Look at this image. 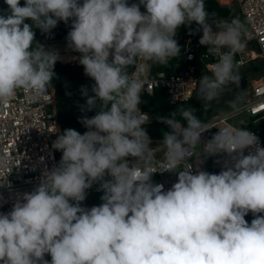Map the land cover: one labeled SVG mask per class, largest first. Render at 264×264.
Segmentation results:
<instances>
[{
	"label": "clouds",
	"instance_id": "1",
	"mask_svg": "<svg viewBox=\"0 0 264 264\" xmlns=\"http://www.w3.org/2000/svg\"><path fill=\"white\" fill-rule=\"evenodd\" d=\"M4 3L0 104L20 90L32 98L49 93L59 54L36 42L34 29L50 33L59 21L71 20L70 47L82 54L79 63L95 81L82 111L96 114L80 120L87 129L83 134L66 129L57 137L52 147L62 152L59 164L10 212L0 213V264H49L46 254L50 264H264V147L258 137L224 126L201 147L209 128L195 108L179 110L186 127L177 112L158 117L170 128L160 142L167 164L160 170L177 173V182L165 191L151 180L157 148L150 147L142 127L148 117L140 110L141 75L180 54L174 37L193 22L202 32L199 43L220 54L211 75L198 82L203 108L229 85L239 86L235 55L245 47L244 23L238 18L210 23L205 0ZM82 92L87 95L86 88ZM238 103L239 98L230 106ZM197 148L199 157H223L219 173L193 172L184 164ZM94 184L103 192L102 203L83 207ZM0 185L11 188L6 176Z\"/></svg>",
	"mask_w": 264,
	"mask_h": 264
},
{
	"label": "built area",
	"instance_id": "2",
	"mask_svg": "<svg viewBox=\"0 0 264 264\" xmlns=\"http://www.w3.org/2000/svg\"><path fill=\"white\" fill-rule=\"evenodd\" d=\"M229 2L238 3L246 28L242 37L245 47L235 55L238 69L256 64L259 60L264 61V0ZM129 3H138V0H129ZM174 38L180 46V54L170 60L167 66L152 65L146 74L141 75L145 88L140 110L148 117V122L142 126L146 132L152 121L150 112L144 108L146 96L152 95L157 89H163L172 104L189 101L198 89V82L203 76L202 69L211 75L212 66L219 60V53H208L207 46L199 43L201 35L185 36L177 30ZM133 71L134 69L129 73ZM57 104L53 86L43 97L32 98L28 92L20 90L10 102L0 104V177L6 176L7 181L11 182V188L0 185V213L10 212L18 199L22 202L24 193H30L39 186L45 171L57 166L58 151L52 147L53 142L62 134ZM251 119L264 122V75L249 82L247 98L240 106L225 113L215 112L204 122L209 131L202 134L201 147L218 129L224 126L241 129L240 124L249 123ZM54 126L57 129L55 132ZM254 134L258 137L260 146L264 147L261 136L255 132ZM150 139V147L157 148L151 180L154 184H163L167 191L177 182V173L160 170L167 167L164 160L165 149L160 144L163 138ZM200 152L201 149L197 148L184 164H191L193 172L199 168L209 173H219L222 168L219 158L204 155L199 157ZM248 152L249 149H245V155ZM41 157L44 158L43 161ZM129 162L134 163L135 158L130 157ZM248 222L250 224L251 220ZM48 261L50 264V255Z\"/></svg>",
	"mask_w": 264,
	"mask_h": 264
},
{
	"label": "trees",
	"instance_id": "3",
	"mask_svg": "<svg viewBox=\"0 0 264 264\" xmlns=\"http://www.w3.org/2000/svg\"><path fill=\"white\" fill-rule=\"evenodd\" d=\"M24 0H21V6H23ZM206 10L209 12V22L212 23L214 20L226 19L232 20L238 18L237 11L231 6H224L218 0H205ZM7 5L4 3V0H0V10H6ZM143 11L145 9L143 8ZM241 13V12H240ZM212 14H215L214 16ZM241 18L242 14H241ZM244 21V20H243ZM66 24L65 22H62ZM245 25V23H244ZM197 25L193 22L191 25L181 26L178 31L185 35H202V32L196 31ZM249 67L254 72H261V75H264V61L259 60L256 64H252ZM132 68H129L130 72ZM203 71V75H206V71ZM201 71V72H202ZM54 79L52 81V86L56 91L57 97V114L62 128V133L66 129H74L80 134H83L87 131L85 126L80 122V120L87 116L91 118L96 114L95 109L92 111H82L83 107H86V101L88 97L94 95L92 91H87V95H84L82 91L73 85L74 83H95L90 77L85 74L83 65L77 63H63L59 59L57 60L54 66ZM241 81L239 86H232L235 90L234 93H231L225 100L227 103L234 102L237 100L238 94L236 93H245L248 87V81L245 78L244 74H240ZM199 87V86H198ZM232 99V101L230 100ZM218 102L219 100H214L211 102L210 106L205 110L203 108V102L198 99V89L195 95L186 102H178L172 104L169 100L168 94L163 89H157L150 96H146L144 108L149 111L152 116V121L149 124V129L147 130L150 137L155 138H164V133L169 132L170 128L168 125L162 123L158 117L170 118L172 113L177 112V119H181L179 116V110L181 108H195V115H197L202 122L208 121L214 114L215 108L217 105H222L223 101ZM244 100L239 99L237 105L240 106ZM249 123L242 122L240 124L241 129H246L252 131L253 133H258L263 141L264 145V122H255L254 119L248 121ZM181 123L186 127V121L181 119ZM62 152L58 151L57 153V165L60 162ZM219 161L223 164V157L217 156ZM98 185L94 184L92 188L88 189L86 192V199L82 202V205L87 204L88 197H93L95 204H101L102 201L100 197L103 195V192L98 190ZM252 213H249L245 216L246 221L253 219Z\"/></svg>",
	"mask_w": 264,
	"mask_h": 264
},
{
	"label": "rangeland",
	"instance_id": "4",
	"mask_svg": "<svg viewBox=\"0 0 264 264\" xmlns=\"http://www.w3.org/2000/svg\"><path fill=\"white\" fill-rule=\"evenodd\" d=\"M220 2L224 6H231L233 7L238 14V19L244 23L243 18H241V11L239 8V5L237 2H229L231 0H221ZM63 21H59L57 26L51 30L50 33H42L39 29H34L35 31V41L39 44L43 45L45 49L47 50H55L59 54V60L63 63H79V59L81 57V53L75 51L72 47H70L69 41L67 39L68 33L71 30L72 21L69 20L67 24H63ZM250 66V65H249ZM246 66L243 68L238 69L239 74H244L246 80L248 81V87L245 93H236L238 94V97L240 100H244L247 98L248 92H249V82L251 80L259 78L261 75V72H254L251 67ZM95 83H74L78 90L82 91L84 88L87 89V91H92V87ZM236 84L229 85L221 94V96L217 99L218 102L225 100L231 93H234L235 90L232 86H235ZM232 101V99H230ZM233 108L230 106V104L227 103V100L223 101V104L217 105L215 108V112H221L225 113L227 111L232 110ZM100 204H95L93 197H88L87 204L82 205L86 208H91L92 206H99ZM45 259H49V255H45Z\"/></svg>",
	"mask_w": 264,
	"mask_h": 264
},
{
	"label": "water",
	"instance_id": "5",
	"mask_svg": "<svg viewBox=\"0 0 264 264\" xmlns=\"http://www.w3.org/2000/svg\"><path fill=\"white\" fill-rule=\"evenodd\" d=\"M213 173L215 174V171H213Z\"/></svg>",
	"mask_w": 264,
	"mask_h": 264
},
{
	"label": "crops",
	"instance_id": "6",
	"mask_svg": "<svg viewBox=\"0 0 264 264\" xmlns=\"http://www.w3.org/2000/svg\"><path fill=\"white\" fill-rule=\"evenodd\" d=\"M89 83V82H88Z\"/></svg>",
	"mask_w": 264,
	"mask_h": 264
}]
</instances>
